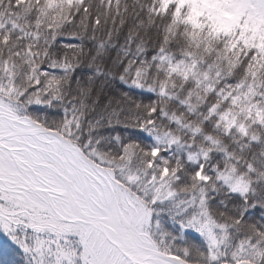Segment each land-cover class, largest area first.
<instances>
[{
  "label": "snow or ice",
  "instance_id": "1",
  "mask_svg": "<svg viewBox=\"0 0 264 264\" xmlns=\"http://www.w3.org/2000/svg\"><path fill=\"white\" fill-rule=\"evenodd\" d=\"M0 264H264V0H0Z\"/></svg>",
  "mask_w": 264,
  "mask_h": 264
}]
</instances>
